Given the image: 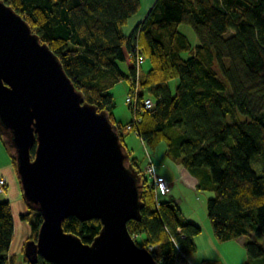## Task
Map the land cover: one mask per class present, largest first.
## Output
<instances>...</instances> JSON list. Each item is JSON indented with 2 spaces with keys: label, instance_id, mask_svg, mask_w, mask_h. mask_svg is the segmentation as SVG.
Segmentation results:
<instances>
[{
  "label": "trees",
  "instance_id": "trees-1",
  "mask_svg": "<svg viewBox=\"0 0 264 264\" xmlns=\"http://www.w3.org/2000/svg\"><path fill=\"white\" fill-rule=\"evenodd\" d=\"M4 1L58 54L86 99L109 111L122 141L108 89L123 78L131 88L138 46L150 61L145 71L144 61L140 65L143 94L156 99L152 108L139 111L143 142L152 150L164 142L167 156L195 175L200 188L214 192L207 213L218 240L243 236L245 264L264 256V172L251 162L256 154L264 159V0H155L130 33L124 25L141 0ZM182 23L192 25L198 44L181 31ZM128 57L132 63L124 70L120 64ZM173 78L175 90L169 85ZM5 147L15 168V156ZM34 149L35 144L32 155ZM130 160L142 175L144 205L141 219L128 221L129 232L160 264H173L178 248L187 254L195 250L193 237L201 226L173 199L161 200L131 152ZM25 204L21 217L31 225L28 238H36L43 217ZM101 226L99 218L82 221L76 215L63 222L84 242ZM13 234L11 205L1 198L0 264H16V255H9ZM22 254V264H55L42 256L30 263L24 249ZM202 264L224 263L204 259Z\"/></svg>",
  "mask_w": 264,
  "mask_h": 264
},
{
  "label": "water",
  "instance_id": "water-1",
  "mask_svg": "<svg viewBox=\"0 0 264 264\" xmlns=\"http://www.w3.org/2000/svg\"><path fill=\"white\" fill-rule=\"evenodd\" d=\"M0 135L15 156L22 197L43 220L27 238L30 263L160 264L129 232L141 219L142 175L107 109L89 102L58 54L0 0ZM35 144L34 155L31 148ZM99 218L91 242L64 219Z\"/></svg>",
  "mask_w": 264,
  "mask_h": 264
},
{
  "label": "rangeland",
  "instance_id": "rangeland-1",
  "mask_svg": "<svg viewBox=\"0 0 264 264\" xmlns=\"http://www.w3.org/2000/svg\"><path fill=\"white\" fill-rule=\"evenodd\" d=\"M155 0H141V8L140 10L132 15L127 23L124 25V30L127 33H130L131 30L134 28L136 23L144 17L146 14L145 12L148 11V9L151 7V5L154 3ZM180 29L182 32H184L190 39L191 43L193 45H196L199 43L198 36L192 27L191 24L189 23H182L180 25ZM189 55V52H183V56L187 57ZM131 60L128 57L127 60L121 62V67L124 70H128L129 65H131ZM150 66V61L148 59H145L143 64H142V70L145 71L147 68ZM178 83L177 78H173L169 81V85L171 90H175V87ZM130 89V81L127 78L120 79L117 81L113 86H111L108 89V92L113 96V106L111 107V113L114 117V119L119 123L120 125V131L123 134V142L127 146L128 150L131 152L133 156H136L140 162V164L145 168L148 162V154L147 152L151 153V156L154 160L155 163V168L156 171H159L160 167L166 166L167 160L169 162H174L169 156H167L165 150H166V145L164 142H161L155 149H150L142 140V138L134 131H128L124 129V125L129 122L132 118V110L130 109L126 97L128 95ZM260 105L259 103H257ZM0 153L4 156V158L11 159V155L7 148L5 147L1 137H0ZM166 158V159H163ZM251 162L253 166L257 169L258 172H264V159L262 158L261 155L256 154L253 155ZM1 163V161H0ZM257 166V167H256ZM13 173H14V178L16 182V188L18 190V195L20 200L23 203V197L21 193V187L19 183V178L17 175L16 170L14 167L12 168ZM147 177L150 178V175L145 172ZM192 174V173H191ZM13 182L9 183V192L13 189ZM178 187L184 192V195L186 199H184V196L179 194ZM173 194H176L179 196L180 199V206L185 210L186 213H188L191 216L197 217L199 222L206 221V224L209 225V229L211 233H213L212 226L210 223V220L208 218V213H207V200L209 197L214 195V192H210L205 189H191L187 187L184 183H178L176 181L175 184V189L172 191ZM169 197V196H167ZM22 211L18 212V216L21 217ZM17 215V211H16ZM27 223L26 220L22 219ZM24 222V223H25ZM25 223V225H26ZM200 224V223H199ZM202 232L199 234V236H202V233L204 234L205 232V226H203ZM14 236V234H13ZM216 237V236H214ZM217 239V238H216ZM245 239L244 237H240V239H230V240H223L220 241L218 240L217 243L219 244V248L222 250V260L225 262V264H245V260L248 258L247 255V250L244 244H242V240ZM26 239H23V236L18 235L16 239L14 240V244L17 246H20V249H23L24 243ZM12 244V243H11ZM17 256L19 254H22V251L19 253H16ZM251 264H264V256L260 258L254 259Z\"/></svg>",
  "mask_w": 264,
  "mask_h": 264
},
{
  "label": "crops",
  "instance_id": "crops-1",
  "mask_svg": "<svg viewBox=\"0 0 264 264\" xmlns=\"http://www.w3.org/2000/svg\"><path fill=\"white\" fill-rule=\"evenodd\" d=\"M142 19L143 17L138 22H140ZM166 158L163 157V159H166ZM0 161H1L0 175H4L7 178L8 184L10 183V180H11L14 186L10 192H9V187H8V190L6 193L0 194V199L4 198V199L9 200L10 205H11L12 214H13L14 236L11 242L12 244L10 245V248H9V255L15 254L16 255L15 263L22 264L24 262L23 254L20 255V258H19V254L18 256L16 254V253L21 252L22 249H20L19 245L16 246L14 244V240L16 239L18 235H21V237L23 236V239H27L30 236L32 229H31V225L29 224L27 220H26L27 221L26 223L25 221L22 220L23 219L22 217L18 216V212L20 211H22V213L26 212L27 206L25 204V201L23 200V203H22V201L19 198L18 190L15 185L16 182H15L14 173L12 170L13 165H12L11 159L4 158V156L0 153ZM165 165L166 166L164 167H160L159 171L157 170L156 172L159 175H166L170 180V186H169L168 191L159 192V195H158L159 198L161 200L173 199L178 204V206L181 208L183 215L187 219L192 220L197 224L200 223L199 225L201 226V231L198 234L194 235L193 237L196 247L194 251L188 253V258L191 261V263L189 264H202V261L204 259H210V260L222 262L225 264V262L222 260V250L219 248V244L217 243L218 240L216 239V237H214L215 236L214 233H211L209 229V225L206 224V221L199 222L197 217L191 216L188 213H186L185 210L180 206L181 204L179 200H182V199H180L179 196H177L176 194L172 193V191L175 189L176 181H178V183H184L187 187L191 189H194V190L200 189L199 184H198V178L195 175L191 174V172L183 164L177 163L175 161L169 162L167 160V164ZM178 190H179V194L183 195L184 199H186L184 192L179 187H178ZM208 191L213 192L211 190H208ZM16 211H17V215H16ZM24 222L26 223V225ZM202 225L205 226V231H204L205 233L204 234L202 233V236H199V234L203 230ZM240 237H243V236H239L236 239H240ZM241 240H242L241 241L242 244H244L245 239H241ZM245 261H247V259Z\"/></svg>",
  "mask_w": 264,
  "mask_h": 264
},
{
  "label": "built area",
  "instance_id": "built-area-1",
  "mask_svg": "<svg viewBox=\"0 0 264 264\" xmlns=\"http://www.w3.org/2000/svg\"><path fill=\"white\" fill-rule=\"evenodd\" d=\"M144 61V55H142L136 47V74L131 77V88L126 97V101L132 110V118L131 120L124 125V129L128 131H135L139 136L140 133L137 130L138 123L140 121L139 111L141 109H150L156 104V99L150 95L143 94V90L141 88V76H140V65ZM141 137V136H140ZM149 158L145 169L150 175V183L153 185L155 189V193L157 195L158 191H168L170 186V180L166 175H159L155 169V163L152 160V156L149 152H147ZM9 187L8 180L4 175H0V194H4L7 192ZM181 230L180 228L178 229ZM137 235H134V238ZM154 245H150L149 248L152 249ZM191 263L188 258V254L184 253L180 248H178V252L173 259V264H189Z\"/></svg>",
  "mask_w": 264,
  "mask_h": 264
}]
</instances>
